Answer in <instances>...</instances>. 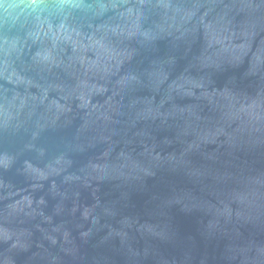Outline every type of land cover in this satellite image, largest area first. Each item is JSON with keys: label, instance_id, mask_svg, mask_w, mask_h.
I'll use <instances>...</instances> for the list:
<instances>
[{"label": "water", "instance_id": "obj_1", "mask_svg": "<svg viewBox=\"0 0 264 264\" xmlns=\"http://www.w3.org/2000/svg\"><path fill=\"white\" fill-rule=\"evenodd\" d=\"M0 264H264V0H0Z\"/></svg>", "mask_w": 264, "mask_h": 264}]
</instances>
